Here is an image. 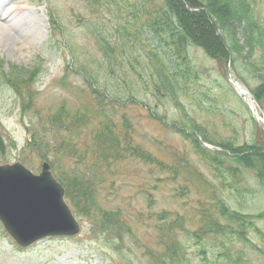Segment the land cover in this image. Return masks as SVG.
<instances>
[{
    "label": "rangeland",
    "instance_id": "obj_1",
    "mask_svg": "<svg viewBox=\"0 0 264 264\" xmlns=\"http://www.w3.org/2000/svg\"><path fill=\"white\" fill-rule=\"evenodd\" d=\"M211 1L214 0H203L204 6L196 4L192 8L201 10L206 18L202 15L188 17L189 27L194 32L193 37L198 35L210 41L218 53L230 59L226 64L216 61L202 48L190 49L196 53L195 62L202 70L196 84L189 83L190 80L176 89L178 100L184 107L182 112L176 99L166 95L164 90L154 89L151 79L142 81L137 71L126 64H122L126 70L122 77L108 74V68L102 64L100 50L93 38L84 34L85 26L84 31L81 27L80 18L85 15L81 4L87 5L86 1L0 0V16L6 19L0 20V26L5 27V30L0 28V62H4V67L0 65V135L4 142V148L0 147V164L21 161L39 173L45 158L60 163L49 154H53L59 141L66 135L68 137V132H53L48 114L62 101L74 105L82 97L93 99L89 91H72L75 84L83 82L81 75L69 73L66 83L59 81L65 65L61 41L66 38L72 42L73 38L78 48L75 44V55H69L72 69L76 71L82 64L91 67L94 71L89 70L97 77L100 86L110 90L113 96L119 95L124 101L122 110L132 116L134 127L130 126V129L133 135H121L119 143L122 148L125 149L130 141L133 144L139 141L147 149L157 152L168 165L173 163V156L169 153H176L179 160L176 163L184 166L173 181L168 172L150 164L133 160L119 163L116 176L105 182L103 179L97 188L99 199L105 197L107 207L122 208L119 215L122 229L110 236L101 229L93 230L92 223L95 222H91L88 215L95 216L97 212L91 211L81 218L82 234L71 238L51 237L22 249L6 235L0 223V264H264V182L254 172L259 170L256 167L254 171L241 170L234 178L224 171L227 176L225 182L221 174L217 178L218 172L213 165H221V156L228 152L222 145L212 149L223 152H208L202 146L206 138L197 132L188 138V132H192L191 120H198L211 136L219 140V144L226 147L233 141L236 145H245V148L252 147L254 151L264 148V132L259 128L264 127V107L257 102H254L255 110L250 104L249 107L244 106L232 94L231 87L234 91L235 83L232 82V86L230 81L232 78L248 90V84L237 75L241 72L252 82L253 88L262 90L264 50L248 34L244 23L229 17L228 11L218 6L217 0L210 11ZM256 2L264 11V0ZM48 5L65 28L64 32H58L56 44L49 41ZM113 18L114 15L105 8L101 20L107 21L112 34L118 35L115 22H110ZM89 42H92L91 46H88ZM84 47L86 49L82 51ZM133 63L139 67L136 61ZM11 65L26 68L42 66L39 81L30 85L35 91L31 102L22 101L16 90L4 81L1 71L9 70ZM195 70L198 74L197 67ZM123 79L125 83L118 85ZM137 82L148 85L138 93ZM30 86L27 84L22 89L27 96L32 92ZM154 92L158 93L154 95ZM263 94L261 91L260 95ZM236 95L243 99L237 92ZM24 103L28 106L26 110L23 109ZM93 114V111L89 112L90 118L100 122L98 115ZM36 117L41 121L34 120ZM42 123L48 128L44 129ZM45 132H48V138L44 136ZM57 135L58 140L55 138ZM258 158L255 157L257 161ZM75 160L70 155L61 166L65 165L69 170V164ZM201 181L205 185L211 184L213 197L229 209H222L219 202L213 197L210 199ZM234 181L232 189L228 182ZM175 191L177 195H171ZM231 210L248 218L245 229L248 240L239 235L238 225L227 217ZM163 217L166 219L161 220ZM229 222L235 230L228 226ZM172 223L179 226L173 229L182 244L179 255L174 253L176 247L162 254L164 246L159 243L163 236L160 232L169 231ZM124 225L126 228L123 230ZM211 225L220 226V232L211 229ZM193 234H199L198 238ZM221 238L225 245L220 244L218 239Z\"/></svg>",
    "mask_w": 264,
    "mask_h": 264
},
{
    "label": "trees",
    "instance_id": "obj_2",
    "mask_svg": "<svg viewBox=\"0 0 264 264\" xmlns=\"http://www.w3.org/2000/svg\"><path fill=\"white\" fill-rule=\"evenodd\" d=\"M202 1L203 0H109L111 4L108 6L105 5V7L108 12L114 15V18L110 19V22H115V25L118 26L117 30L119 35H121V41L120 38H118V40L123 43L120 45L117 38L109 33V24L107 21L101 20L102 15L100 14L103 13V9L99 12L94 10V13L97 12V15L91 16L88 19L90 22L89 29L94 33L97 45L104 54L102 64L105 65L104 67L108 66V74L122 77L126 72L122 67V64H125V62H121L119 54L123 51L133 52L132 47L134 48V45L129 38L133 41L135 37L141 39V41L144 40L143 49H145V59L141 64L139 75H148V77L153 79L155 87L167 90L171 98L176 99V103L180 110L184 112L182 102L178 100V90L176 89L181 87L183 82H188L190 80L189 83L193 82L196 84L199 80L198 75L202 70L200 66L196 64L199 70L197 74L195 70L196 66H191L189 62L191 60L188 46L192 43L197 47H201L208 55L213 56L218 62L227 64L230 59V57L218 53L217 48L213 47L210 41H206L201 37L199 38L198 35L193 37L194 32L190 29L189 25H191V23L188 22L187 18L200 15L206 18L201 10L197 11L192 9L196 4L204 6V2L202 3ZM214 1H211L210 11L214 9ZM94 2L100 4L102 0H88L87 7L88 5L94 6ZM217 2L220 3L218 6L228 11L229 17L238 20L240 23H244L248 34L255 39L256 44L264 50V11L260 10L261 7L256 0H217ZM96 8L97 7H95V9ZM118 10L124 14V18H122ZM144 32L152 34L153 37L148 40L146 38L144 39ZM124 36L127 37L126 41ZM164 45L172 51L163 52L161 46ZM142 56L141 53L138 54L137 57L135 54H131L129 63H133L134 60H138V58ZM81 67L86 69L85 65ZM132 68L135 69L134 64H132ZM68 69L69 66H67V71ZM39 70V67L28 71L22 68V72H20L18 67H16L7 80L15 87L17 85V89H19L20 85L27 81L35 82ZM77 71L80 72L79 69ZM222 72L225 73V71ZM240 73H237L239 78L252 87V82ZM192 77L197 78L192 79ZM123 81L125 82L124 79ZM146 85H148L146 82H144V85L137 82L136 88L138 93L142 91ZM260 87L262 90L252 88L257 99L264 105V94L260 95L261 91H264V78L262 82H260ZM228 89H230L229 84ZM231 91L233 94L232 87ZM117 97H119V95ZM118 104L120 108H123L122 104ZM56 108L57 111L51 115V122L53 125L51 126L52 131L59 132V134L68 132V137L66 135L56 149L58 150L55 153L56 160L60 163H56L55 161L56 165H54L53 161L55 174L64 184L67 197L70 198L77 213L85 216L91 211L97 212L95 216L88 215L92 218V222H95L97 225L96 228L93 223L94 230L97 231V229H101L110 236L116 233L118 229H122V222L119 216L122 213V208L111 206H108V208L105 204V197L99 199L97 188H100L103 179V182H105L109 177H113V175L116 174V168L119 166L118 164L126 160L151 163L160 170L166 168L163 165L164 160L158 155L150 153L142 143H135V145L130 141L125 149L122 148L121 143H119L121 135H133L130 126L134 127L133 122L126 113L123 114L119 112L117 117L116 114H113L111 118L108 119L109 123H107L102 122V120L97 122V120L90 118L89 112L86 114L80 107L77 109L69 107L67 101L61 102ZM81 108H84V106ZM190 126L192 128L190 130L192 132L194 131L193 136L199 133L206 138L204 140L216 145H222L221 147L228 152L221 156V165L219 163H214L213 165L215 171L218 172L217 178L220 177V174L222 177H225L226 174L224 171L234 178L241 170H253V168L256 167L259 171H253L264 182L263 147L256 148V151H254L252 147L245 148V145L240 144H237V146L233 141L226 147L221 142V144H219V140L211 136L209 131L202 126L198 120L196 122L191 120ZM44 136L48 138V132H45ZM55 138L58 140V135L55 136ZM33 142L37 147L39 146L36 140ZM0 147L4 148L1 135ZM208 152L215 153L211 150ZM45 155L47 157V154ZM70 155L76 160L68 170L67 166H61V163ZM201 155L204 156V154ZM255 157H259L258 161ZM206 158L205 156V159ZM224 158H226V160H224ZM260 167H262V170ZM221 170L223 171L222 173H220ZM226 179L227 176L224 178V181ZM113 181L114 180H112V182ZM203 182L204 181H202V185L204 189H207L211 199V197H213V195H211V184L205 185V182ZM235 182L236 181L228 182L229 187L233 189L235 187ZM213 198L221 204L222 209L226 208L222 204V201L217 200V197ZM236 212L237 213L231 211L227 217L231 219L233 224L236 223L238 225L239 235L244 236L243 238L248 240V236L245 234V229L247 227L246 220L248 218H243L244 216L240 215L238 211ZM232 222H229L230 224H228V226L232 227V230H235L233 224L231 225ZM217 225L216 227L211 225V229H218L220 232V226L217 228ZM125 228L126 225L123 226V230ZM225 241H227V239ZM167 244V248L170 249L171 244L169 242ZM222 244L225 245L226 242H222Z\"/></svg>",
    "mask_w": 264,
    "mask_h": 264
},
{
    "label": "water",
    "instance_id": "obj_3",
    "mask_svg": "<svg viewBox=\"0 0 264 264\" xmlns=\"http://www.w3.org/2000/svg\"><path fill=\"white\" fill-rule=\"evenodd\" d=\"M0 219L23 246L47 235L78 230L64 201V188L48 163L40 175L21 163L0 166Z\"/></svg>",
    "mask_w": 264,
    "mask_h": 264
},
{
    "label": "bare ground",
    "instance_id": "obj_4",
    "mask_svg": "<svg viewBox=\"0 0 264 264\" xmlns=\"http://www.w3.org/2000/svg\"><path fill=\"white\" fill-rule=\"evenodd\" d=\"M0 20H6V19H5L4 17H0ZM3 27H4V26H0V28L4 29L5 27H4V28H3ZM4 30H5V29H4Z\"/></svg>",
    "mask_w": 264,
    "mask_h": 264
}]
</instances>
